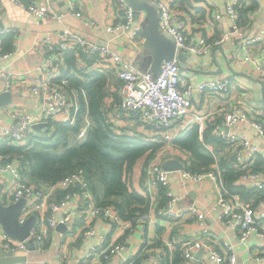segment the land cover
I'll list each match as a JSON object with an SVG mask.
<instances>
[{"label":"crops","instance_id":"crops-1","mask_svg":"<svg viewBox=\"0 0 264 264\" xmlns=\"http://www.w3.org/2000/svg\"><path fill=\"white\" fill-rule=\"evenodd\" d=\"M136 1L152 3L150 0ZM172 2L186 20V34L189 39L197 41L204 36L210 42H216L204 54L188 53L189 56L181 67L183 79L197 86L208 80L234 77L232 100L227 99L228 95L207 96L206 93L196 90L194 92V109L209 114V118L217 121L221 119L224 110L239 101L250 114L264 116V74L258 73L250 64L241 61L243 38L254 31L264 29V0H243V5L240 8L242 34L234 31L233 22L225 13L226 0H172ZM31 3L36 6L52 7L55 12L63 15L62 21L59 22L50 16L40 17L34 14L28 8ZM122 12L123 10L116 0H24L23 3L0 0V27L7 29L0 39V52L11 53L10 57L0 60V71L5 70L15 76L24 75L28 78L38 75L41 72L43 61V56L38 49V42L47 35L52 40L58 41L61 38L62 29L68 27L89 41L107 43L110 48L127 58L138 69L155 72L149 64L152 50L145 44L146 19L144 13L139 20L135 18L133 22V26L138 28V37L130 38L127 33L108 30L107 27L116 23ZM217 12L221 14L220 19L215 18ZM167 37L173 39L169 34ZM101 64L95 58L87 60L83 55L68 51L56 59L55 67L49 71H56L58 80L61 78L71 80L73 77L85 79V74L92 70L103 72L108 81L105 106L112 107L118 101L121 81L116 76L111 63L107 62L103 68H100ZM4 91H7L5 79L0 76V93ZM9 91L12 92L13 103L0 107V133L9 118V109L19 107L37 111L41 105L40 97L32 93L25 85H15ZM84 100L87 108L88 96L86 93ZM64 116L65 113L58 115L57 120L53 122V129L56 128V123L62 122ZM89 117L91 119L90 115ZM115 125L131 134L140 133L145 137L151 136L148 126L130 119H120ZM178 125L181 130L178 134L193 126L191 124L185 128V120H181ZM43 128L45 127L34 128L35 133L41 129L44 130ZM205 130H209L211 133V127H207ZM230 131L246 135L260 146L261 155L257 158V167L264 169V137L257 136V131L244 123L235 124L230 128ZM66 133L70 145L82 142L76 136L75 130L70 129ZM207 146L210 151H213L216 159L202 170L214 169L217 171L218 167L219 172L224 175L228 168H232V162L218 141H211L207 143ZM180 150L186 151L189 157H182ZM146 155L138 158L128 176L130 189L136 190L148 198V206L145 210V204L134 203L143 209L136 216L162 206L165 200L164 189L161 186L151 189L147 186L144 173ZM169 158L179 159L184 167H190L193 162L191 152L178 146L167 150L162 161ZM2 161L9 162L13 167L26 168L21 163L20 154L17 153L0 154V162ZM171 171H173L174 191L181 197V205L185 207L195 205L203 211L206 216V226L214 238V242L210 241V245L194 249V261L187 262L180 251V245L184 241L198 239L202 235L193 217H187L181 222L153 217L148 222H133L131 227L120 228L116 233L115 229H112L111 222L104 220L100 215L82 210L85 208V198L79 188L74 187L71 190L76 194L66 200L63 208L56 212L55 226L42 225L40 222L35 225L37 233L44 238L43 248L41 250L37 247L34 248L35 241H33L32 244H28L29 250L0 249V264H11L22 260H29L28 264H126L130 258L140 252H142L140 255L144 259V264H153L154 260L160 256L163 257L164 264H217L210 258L209 249H220L219 245L225 241L234 244V252L237 256L236 264H257L255 254L264 251V237L253 234L247 243H241L238 232L227 228L216 217L218 210H213V204L219 187L218 179L204 172L200 182L184 180L180 177V169ZM25 178L30 184L45 189L50 186L49 182L38 181L28 172L25 173ZM12 181L13 172L11 170L3 172L0 177V184H4L2 195L9 191L10 186L12 188ZM242 184L248 189H253ZM71 190H51L50 188L52 198L55 199H61ZM254 197L253 194L249 198H243L250 201ZM95 202L98 203L96 200ZM59 226L61 227L59 228ZM87 228H93L94 233L85 238L81 237V231ZM105 238L110 243L126 239L124 248L109 260H104L99 254L92 253L93 247L99 246ZM30 239L32 238L28 240Z\"/></svg>","mask_w":264,"mask_h":264},{"label":"built area","instance_id":"built-area-1","mask_svg":"<svg viewBox=\"0 0 264 264\" xmlns=\"http://www.w3.org/2000/svg\"><path fill=\"white\" fill-rule=\"evenodd\" d=\"M12 1L24 2V0ZM116 1L123 12L116 23L107 27L108 30L127 33L130 38L138 37V28L133 26L135 20L133 7L126 0ZM150 1L158 9L160 29L171 35L176 43V54L173 59L164 60L161 70L157 73L149 70L143 71L119 52L110 48L107 43L89 41L68 27L62 29L61 38L58 41L52 40L47 35L38 42V49L43 56L41 72L38 75L28 78L24 75L15 76L5 70L0 71V76L5 79L6 90L22 84L40 97L41 101L37 111L19 107L9 109V118L2 127L0 141L24 145L34 130L35 124L40 122L48 124L50 121L57 120L61 113H65L62 122L68 123L70 126L79 122L76 136L83 141L92 125L88 110L86 109L84 113L81 111L80 92L85 96V91L84 89L79 91L67 78L58 80L56 71L49 70L55 67L56 59L68 51L83 55L87 60L97 59L102 63L100 68L109 62L113 65L116 76L121 81L119 99L108 112L109 120L116 124L120 119H130L133 122L149 126L151 136L146 138L163 142V147L145 164L144 173L149 189L156 186H161L164 189V204L150 209L140 216L126 220L121 217L115 206H100L95 202L91 186L79 170L67 173L57 181L49 182L50 186L45 189L30 184L25 178L22 167H13L6 161L0 162V177L6 170H11L13 181L12 190L3 194V202L9 204L26 197L28 202L19 214V223H24L31 214H36V224L40 222L42 225L47 224L53 227L57 222L56 212L63 208L66 200L76 194L71 188L78 187L86 201L85 208L82 210L100 215L104 220L111 222L112 229L114 228L116 233L120 228L131 227L133 222H148L153 217L171 219L175 222L193 217L202 235L198 239L187 240L180 245L183 257L187 262H190L195 260L194 249L210 245L211 242H214V238L206 226L205 213L195 205L187 207L181 205V197L175 193L173 187V171L162 167V157L167 150L176 146L174 140L181 131L179 122L185 120V128L196 124L201 134L207 127H211L213 137L221 141L223 151L232 162V168L242 171L234 183L237 185L244 183L255 189V197L247 201L240 193L229 189L227 181L222 172H219L218 167L217 171L214 169L195 171L189 166L180 169V177L184 180L200 182L204 172L218 179L219 187L213 204V210H218L216 217L227 228L238 232L241 243H247L253 234L264 237V169L256 168L261 148L248 136L232 132L230 128L237 123L248 124L257 131V136L264 137V116L250 114L242 106L233 105L223 111L221 119L213 121L209 118V114L194 109V92L196 90L206 93L207 96L228 95L231 90V79L222 77L194 86L183 79L177 53L183 51L184 53L204 54L216 42H210L204 36L197 41L189 39L186 34V20L174 6L172 0ZM242 5L243 0H226L225 6V13L233 22L234 31L239 33L242 32L240 30L242 19L240 8ZM28 8L40 17L50 16L59 22L62 21L63 15L55 12L50 6H36L31 3ZM215 18L220 19L221 14L217 12ZM6 31V28L0 27V39ZM256 45L258 47H255ZM10 55V52H0V60L8 58ZM241 61L250 64L258 73L264 74V29L254 31L243 38ZM211 152L213 153V151ZM214 157L216 159L215 155ZM50 188L51 190L71 191H68L61 199H55L52 198ZM8 200L10 201L8 202ZM93 233V228H87L81 231L80 236L85 238ZM34 236H36L37 248L41 250L44 238L37 233L35 226L26 239L19 240L11 237L0 224V249L29 250L26 241ZM125 241L126 239H122L119 242L110 243L105 238L99 246L93 247L92 253L99 254L104 260H109L124 248ZM219 246L220 249H209L210 258L217 264H236L237 256L234 252V244L225 241ZM137 257L139 254L130 258L126 264H144V259H137ZM255 259L257 264H264V251L256 253ZM28 263L29 260H22L11 264ZM153 264H164L163 257L156 258Z\"/></svg>","mask_w":264,"mask_h":264},{"label":"trees","instance_id":"trees-1","mask_svg":"<svg viewBox=\"0 0 264 264\" xmlns=\"http://www.w3.org/2000/svg\"><path fill=\"white\" fill-rule=\"evenodd\" d=\"M70 82L79 91L84 89L88 96L86 108L83 93L80 92L81 111L87 109L92 119L87 137L77 145H70L66 131L70 129L76 131L79 122L74 126L65 122L56 123V128L53 129L55 121H50L44 126V130L36 133L33 130L24 145L1 142L0 154H20L21 163L26 167L23 169L24 175L28 172L38 181H57L67 173L79 170L89 182L98 205L115 206L123 219H132L143 210L134 203L145 204V210L148 198L130 189L128 176L138 158L147 154L148 163L163 147V142L148 139L140 133H128L109 120L108 112L114 106H105L108 81L103 72L92 70L85 74V79L73 77ZM214 140L222 146L221 141L214 138L209 130L201 134L195 124L178 134L174 143L191 152L193 162L190 168L201 171L215 161L213 153L207 146V143ZM227 170L224 179L231 191L240 193L244 198H249L256 192L254 189L234 183L241 170L235 168ZM140 254L137 259L142 258Z\"/></svg>","mask_w":264,"mask_h":264},{"label":"water","instance_id":"water-1","mask_svg":"<svg viewBox=\"0 0 264 264\" xmlns=\"http://www.w3.org/2000/svg\"><path fill=\"white\" fill-rule=\"evenodd\" d=\"M134 9V15L137 20L141 16L145 15V44L152 50V56L150 63L155 73L161 70V66L164 60H171L176 54V43L171 37H167V34L163 32L159 27V15L158 9L154 4L149 2H141L136 0H126ZM177 56L180 60V66L185 63L189 54L183 51H178ZM13 103L12 92L7 90L0 93V107ZM47 125V122H40L34 125V128H40ZM162 167L166 170L181 169L184 164L179 159L169 158L162 162ZM4 184H0V224L4 231H6L11 237L24 240L31 232V229L36 225L37 216L31 214L24 223H19V214L23 207L27 204L26 197L20 198L18 201L5 204L3 202L2 191ZM62 226V225H61ZM59 226V228L61 227ZM35 241V247H37L36 237L27 240V244H32Z\"/></svg>","mask_w":264,"mask_h":264},{"label":"rangeland","instance_id":"rangeland-1","mask_svg":"<svg viewBox=\"0 0 264 264\" xmlns=\"http://www.w3.org/2000/svg\"><path fill=\"white\" fill-rule=\"evenodd\" d=\"M231 79H232V81H231V90H230V93L228 94V100H232V98H233V89H234V86H233V84H232V82H233V80H234V77H231ZM235 105H239V106H242L243 104H241V102H239V101H237L236 103H235ZM13 107V106H12ZM181 151V156L182 157H189V154L186 152V151H184V150H180ZM186 160V162L188 163V159L186 158L185 159ZM12 189H11V186H10V188H9V191H11ZM8 198H10V197H8ZM10 200H8V202H9Z\"/></svg>","mask_w":264,"mask_h":264}]
</instances>
